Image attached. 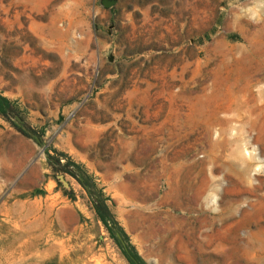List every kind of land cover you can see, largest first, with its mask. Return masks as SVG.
Instances as JSON below:
<instances>
[{"label":"rangeland","instance_id":"obj_1","mask_svg":"<svg viewBox=\"0 0 264 264\" xmlns=\"http://www.w3.org/2000/svg\"><path fill=\"white\" fill-rule=\"evenodd\" d=\"M0 98V264H264V0H0Z\"/></svg>","mask_w":264,"mask_h":264},{"label":"trees","instance_id":"obj_2","mask_svg":"<svg viewBox=\"0 0 264 264\" xmlns=\"http://www.w3.org/2000/svg\"><path fill=\"white\" fill-rule=\"evenodd\" d=\"M9 107H11L10 101H8L5 98H0V112L5 113L6 109ZM78 173H79L80 179H82L83 176L81 174H83V172L79 171ZM98 198L100 199V197ZM96 209H97V214L100 217V219L105 222L106 218H109L110 214H109L107 206L103 203V200L101 201L100 204L96 205ZM117 228L120 229L118 226ZM132 256L135 259V261L131 260L133 264H144L142 260L135 253H133V251H132Z\"/></svg>","mask_w":264,"mask_h":264},{"label":"bare ground","instance_id":"obj_3","mask_svg":"<svg viewBox=\"0 0 264 264\" xmlns=\"http://www.w3.org/2000/svg\"><path fill=\"white\" fill-rule=\"evenodd\" d=\"M171 164H173V163H171ZM163 165H165V164H163ZM168 166H170V165L168 164ZM173 166H174V165H173ZM165 168H166V166H165ZM168 170H170V169H168ZM175 171H176V170H175ZM164 172H165V170H163V173H164ZM176 172H178V171H176ZM169 173H170V171H169ZM173 173H175V172H173ZM173 173H172V174H173ZM172 174H171V176H172ZM175 174H176V173H175ZM177 175H178V174H177ZM164 176H165V174H164ZM167 177H168V176H167ZM165 178H166V177H165ZM165 178H164L163 180H166ZM177 178H178V176H177ZM168 179H169V178H168ZM172 179H174V178H172ZM176 180H177V179H176ZM169 181H170V180H169ZM174 181H175V180H174ZM178 182H179V181H178ZM169 183H170V182H168V184H169ZM182 183H183V182H182ZM165 184H166V183H165ZM170 184H171V183H170ZM174 184H175V183H174ZM190 184H191V183H190ZM117 185H118V184H117ZM167 186H168V185H167ZM171 186H172V185H171ZM179 186H180V185H179ZM181 186H182V184H181ZM185 186H186V185H185ZM185 186H184V187H185ZM187 186L191 187V185H189V183H188ZM187 186H186V187H187ZM174 187H177V185L174 186ZM174 187H172V188H174ZM186 187H185V188H186ZM168 188H169V187H168ZM168 188L166 187V189H168ZM172 188H171V190H172ZM178 188H179V187H178ZM182 188H183V187H181L180 190H181ZM174 189H175V188H174ZM174 189L172 190V192H173V191H176V192H177V190H174ZM176 189H177V188H176ZM169 190H170V189H169ZM164 191H165V190H164ZM164 191H163V192H164ZM184 191H186V190H184ZM184 191H183V193L185 194ZM170 192H171V191H170ZM172 192H171V193H172ZM168 193H169V192H168ZM168 193H167V195H170V193H169V194H168ZM174 193H175V192H174ZM174 193H173V194H174ZM178 193H179V192H178ZM187 193H188V191H187ZM180 194L183 195L182 193H180ZM165 195H166V193H165ZM167 195H166V196H167ZM176 195H179V194H176ZM162 196H163V195H162ZM162 196H161V197H162ZM172 196H173V195H172ZM188 196H189V195H188ZM169 197H170V196H169ZM183 197H184V196H183ZM159 198H160V197H159ZM159 198H158V201H159ZM163 198H165V197H163ZM184 198H185V197H184ZM184 198H183V199H184ZM187 198H188V197H187ZM156 199H157V198H156ZM173 199H174V197H173ZM188 199H189V198H188ZM175 200H177V199H175ZM180 200H181V197H180ZM191 200H192V199H191ZM184 201H186V200H184ZM175 202H177V201H175ZM178 202H179V200H178ZM186 202H187V201H186ZM186 202H185V203H186ZM160 203H161V202H160ZM167 203H168V202H167ZM181 203H182V202H181ZM183 203H184V202H183ZM176 204H177V203H176ZM170 205H171V204H170ZM172 205H173V202H172ZM177 205H178V204H177ZM184 206H185V205H184ZM184 206H183V207H184ZM186 206H188V205H186ZM168 207H169V206H168ZM180 207L183 208L182 206H180ZM180 207H179V208H180ZM192 207H193V206H191V208H192ZM172 208H174V206H173ZM177 208H178V207H177ZM179 208H178V209H179ZM186 208H187V207H186ZM191 208H190V210H191ZM169 209H170V208H169ZM181 210H182V209H181ZM187 210H188V209H187ZM187 210H186V211H187ZM167 211H168V210H167ZM212 236H213V235H212ZM217 239H218V238H217ZM215 240H216V239H215ZM159 241H161V240H159ZM11 243H12V242H11ZM155 243L158 244V242H155ZM27 246H28V245H27ZM162 246H163V245H162ZM163 251H164V250H163ZM163 253H164V252H163ZM29 263H30V262H29ZM32 263H33V262H32ZM32 263H31V264H32ZM37 264H38V263H37Z\"/></svg>","mask_w":264,"mask_h":264},{"label":"water","instance_id":"obj_4","mask_svg":"<svg viewBox=\"0 0 264 264\" xmlns=\"http://www.w3.org/2000/svg\"><path fill=\"white\" fill-rule=\"evenodd\" d=\"M116 236H117V238L121 241V237H120V235L118 234V232H116Z\"/></svg>","mask_w":264,"mask_h":264}]
</instances>
